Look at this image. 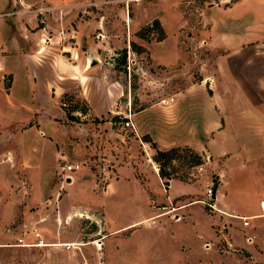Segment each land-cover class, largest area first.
Returning a JSON list of instances; mask_svg holds the SVG:
<instances>
[{
  "label": "rangeland",
  "instance_id": "obj_1",
  "mask_svg": "<svg viewBox=\"0 0 264 264\" xmlns=\"http://www.w3.org/2000/svg\"><path fill=\"white\" fill-rule=\"evenodd\" d=\"M17 1L20 23L28 30L41 28L39 40L49 45L51 54L70 60L74 50L83 58L95 52L90 55L102 66L91 80H62L54 73L57 66L63 67L62 61L40 60L31 105L10 111L0 94V116L16 121L0 119V264H235L229 251L239 252L243 264H264V214L247 217L248 225L231 218L230 233L226 224L214 220L216 211L201 201L187 203L177 213V202L192 196L206 200L205 188L216 183L204 154L181 147L168 162H155L150 143L148 148L138 139L147 135L122 126L127 111L133 120L134 112L160 104L162 96L173 95L174 102L178 91L198 87L202 75L211 73L213 59L206 41L212 31L221 34L216 27L237 0ZM78 32L85 37L78 38ZM65 44L71 48L65 50ZM3 75L8 84L11 72ZM47 82L67 91L53 97ZM21 91L15 87L14 95L24 96ZM63 93H72L78 107L88 101L102 108V115L94 118L76 110L73 118L66 117ZM112 104L114 111L106 113ZM18 115L29 119L22 117L21 126H13ZM195 154L199 162L191 164ZM61 162L79 167L64 177ZM157 163L165 175H159ZM255 163H247L246 169L253 185L225 187L215 204L226 210L261 211L264 157ZM119 166L128 168L127 174L119 172ZM118 176L128 180L126 186L119 179L114 182ZM178 181L191 183L193 195L177 196ZM154 211L158 215L116 229ZM236 232L242 241L251 236L253 258L248 248L233 241ZM18 237L46 245H20ZM96 240L99 248L93 244Z\"/></svg>",
  "mask_w": 264,
  "mask_h": 264
},
{
  "label": "crops",
  "instance_id": "obj_2",
  "mask_svg": "<svg viewBox=\"0 0 264 264\" xmlns=\"http://www.w3.org/2000/svg\"><path fill=\"white\" fill-rule=\"evenodd\" d=\"M19 7L17 0H0V13L12 12L7 16L0 14V94L10 111L16 110L17 107L22 108L23 104H32L37 83L35 65L40 60L45 62L53 58L56 61H62L63 67L57 66L54 70V73L60 75L62 80L79 76V79L91 80L94 77L93 71L100 75L101 60L94 65L88 64L90 54L94 55L95 52L83 58L78 57L74 50L69 54L70 60L62 54H51L46 49L49 45H44L39 40L42 29L28 30L25 23H20L22 11H18ZM223 16L220 20L221 27H216L220 29L221 34L212 31L211 37L206 41L213 59L211 73L202 75L196 83L198 87L190 86L178 91L177 99L172 104L167 106L151 104L143 107L139 113L134 112L133 120L130 117L132 128L150 137L158 148L188 146L199 151L201 155L204 154L206 162L213 166L216 174L213 200H216V197L220 200V197H223L224 188L230 185L252 186V176L246 171L247 163L254 167L255 161L264 157V0H237L231 7H227ZM30 21L32 23L33 19L30 18ZM69 32L65 30L66 34ZM79 32L78 38L85 37L83 32V34ZM97 42H93L94 47L97 46ZM67 46L71 48L70 45L65 44V50H68ZM5 72H11V75H6L9 77L7 87H5V75H3ZM15 87L21 88L24 96L14 95ZM45 88L49 89L52 96L56 98L67 91L52 82H47ZM80 91L85 99L89 97L84 89L81 88ZM116 93L113 94L115 97L113 100L117 98ZM87 103V110L83 115L89 114L94 118H100L98 113L101 114L103 109L92 105L91 102L87 101ZM60 110L62 114V108ZM108 111H114L113 104L107 105L106 113ZM18 116L20 120L13 126H21L18 122H22V117L23 120L29 119L25 115ZM0 119L9 124L16 122L13 116L9 118L2 115ZM138 139L148 147V141H142L139 137ZM54 152L59 154L55 148ZM118 170L127 174L128 168L119 166ZM153 171L159 179L155 167ZM117 179L126 186L127 179L118 176L114 182ZM178 182L177 196L193 195L189 190L192 188H190L191 183ZM193 202L199 203V197L192 196L190 199L177 202V213L180 208V210L184 209V205ZM259 203L261 206L262 202ZM215 206L227 214L237 216L249 217L264 214V205L261 206L260 212H251V209L243 208L238 211L226 210L217 203ZM156 214L157 212L154 211L153 214L136 218L116 229L140 220L144 221ZM227 214L215 212L213 218L218 219L221 224H226L231 233L233 227L228 223L231 222V218L236 217ZM233 241L236 244L239 242V245L245 248L250 245V240L245 236L242 241L237 232ZM245 250L250 252V248ZM251 255L250 252L249 256L253 258ZM228 256L236 260L235 264H243L242 255L239 252L229 251ZM207 262L214 264L211 261ZM182 264H188V262L184 261Z\"/></svg>",
  "mask_w": 264,
  "mask_h": 264
},
{
  "label": "built area",
  "instance_id": "obj_3",
  "mask_svg": "<svg viewBox=\"0 0 264 264\" xmlns=\"http://www.w3.org/2000/svg\"><path fill=\"white\" fill-rule=\"evenodd\" d=\"M173 100H174L173 95H166V96L160 97L157 102L160 103L161 105H168V104L172 103ZM130 117H131L130 111H127V113H124V115H122V126L123 127H126V126L133 127ZM78 167H79V165L76 162H61L60 166H59V171H60L61 175L66 177L67 176V174H66L67 171H73V170L77 169ZM213 189L214 188H213L212 185L207 186L205 188V193H206L207 199L206 200L205 199H199V201L203 202L205 205L210 207L212 210H215L216 212L225 213V212L221 211L218 207L215 206L213 198H211V194H212ZM227 215L231 216V217H239L241 219V224L242 225H247L248 224L246 216H237V215L231 214V213H228ZM250 237L251 236H246L247 239H251ZM17 240H18L17 244H20V245L34 244V245L38 246V243L42 242L41 240H38L35 243H32V242L28 243L26 241H23L22 237H18Z\"/></svg>",
  "mask_w": 264,
  "mask_h": 264
},
{
  "label": "trees",
  "instance_id": "obj_4",
  "mask_svg": "<svg viewBox=\"0 0 264 264\" xmlns=\"http://www.w3.org/2000/svg\"><path fill=\"white\" fill-rule=\"evenodd\" d=\"M153 23L157 24V19H153ZM8 84H5V87H7ZM64 95V100L68 101V107H63L66 117H71L73 118L71 112L72 111H80L81 113H84L87 110V104L83 103V105H81V107L77 106V99L74 98V95L72 93L69 94H65ZM71 100H74L71 102ZM63 101V100H62ZM64 105V101L62 102V106ZM112 120V119H111ZM146 141H148L151 145V147L153 148V152L154 154L152 155V159L155 162H160V160H165V163L168 162L172 157L177 155V150L181 147L187 148V149H191L188 146H171L169 148L166 149H161L158 148L157 145L155 144V142L153 140L150 139V137L146 136V138L144 139ZM191 164L194 163H198L199 161V155L195 154V160L194 158L190 157ZM157 163V164H158ZM158 173L159 175H165L164 170L162 169V167L160 166V164H158Z\"/></svg>",
  "mask_w": 264,
  "mask_h": 264
},
{
  "label": "water",
  "instance_id": "obj_5",
  "mask_svg": "<svg viewBox=\"0 0 264 264\" xmlns=\"http://www.w3.org/2000/svg\"><path fill=\"white\" fill-rule=\"evenodd\" d=\"M96 62H97V59L96 58H93V57H90L89 60H88V64L89 65H93ZM213 197H214V189H213L212 194H211V198H213Z\"/></svg>",
  "mask_w": 264,
  "mask_h": 264
},
{
  "label": "bare ground",
  "instance_id": "obj_6",
  "mask_svg": "<svg viewBox=\"0 0 264 264\" xmlns=\"http://www.w3.org/2000/svg\"><path fill=\"white\" fill-rule=\"evenodd\" d=\"M79 216H80V215H79ZM41 243H43V242L38 243V245H42ZM93 244H94L95 246H97V248H99L100 241H99V240H96V241L93 242ZM55 245H59V244H55Z\"/></svg>",
  "mask_w": 264,
  "mask_h": 264
}]
</instances>
